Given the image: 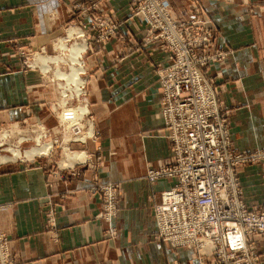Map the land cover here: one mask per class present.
Wrapping results in <instances>:
<instances>
[{
	"label": "crops",
	"instance_id": "obj_1",
	"mask_svg": "<svg viewBox=\"0 0 264 264\" xmlns=\"http://www.w3.org/2000/svg\"><path fill=\"white\" fill-rule=\"evenodd\" d=\"M72 1L0 0L4 129L16 124L5 122L41 118L45 97L56 93L37 70H24L17 52L53 48L71 18ZM83 1L87 9L96 5L97 13L124 20L118 36L88 43L87 101L96 137L80 149L98 147L103 153L95 157L94 168L76 163V174L63 170L66 164L51 168L47 158L53 155L15 163L0 160V225L9 236L11 257L16 264H190L197 255L194 249L174 248L155 238L154 207L173 181L147 177L149 169L171 157L157 80L166 53L158 41H140L146 25L128 16L130 0ZM200 2L216 29L212 48L227 52L208 72L229 111L234 147L239 152L264 148V0ZM189 4L169 0L179 19L192 16ZM43 124L54 132L58 128V123ZM261 175L260 164L240 169L250 205L264 201ZM111 181L119 183L115 237L106 234L102 195L93 190L94 183ZM255 242L264 264V233Z\"/></svg>",
	"mask_w": 264,
	"mask_h": 264
},
{
	"label": "built area",
	"instance_id": "obj_2",
	"mask_svg": "<svg viewBox=\"0 0 264 264\" xmlns=\"http://www.w3.org/2000/svg\"><path fill=\"white\" fill-rule=\"evenodd\" d=\"M189 7L190 21L177 18L169 0H130L128 16L146 25L144 39L161 41V48L168 52L158 69V83L171 157L162 166L151 168L147 177L153 182L171 179L173 184L162 191L154 207L155 238L174 248L194 249L197 255L190 264H263L255 237L264 233V201L255 205L246 201L240 169L260 164L264 186V148L235 149L229 111L207 78L206 69L223 59L208 51L215 42V27L200 9L199 0H191ZM83 8L90 13L96 5ZM123 21L101 14L86 32H92L90 39L105 43L119 35ZM85 74L83 70L82 78ZM63 170L77 173L75 167ZM104 201L101 215L108 235L115 237L119 210L115 191ZM2 207L0 203V212ZM8 243L9 236L0 225V264H16Z\"/></svg>",
	"mask_w": 264,
	"mask_h": 264
},
{
	"label": "rangeland",
	"instance_id": "obj_3",
	"mask_svg": "<svg viewBox=\"0 0 264 264\" xmlns=\"http://www.w3.org/2000/svg\"><path fill=\"white\" fill-rule=\"evenodd\" d=\"M83 4L85 5V1L83 0L72 1L71 18L68 20V23L64 25V28L58 33L53 48L48 50L42 48L43 50L42 49L38 50L37 53L26 52L25 50H19L17 52V54L23 58V67L25 68L23 69L25 71L27 69L37 70L40 76L42 77V79L44 80V84L48 88L50 87L51 91H54V93L55 92L56 93L54 95L52 94L53 96L45 97V99L47 100L46 101L47 104H45V107L43 108L41 118L39 119L31 118L28 120L25 119L21 121L16 120L12 122H5V123H16L14 126H10V127L5 126V129L4 127H2L3 125L0 126V128H3L2 130H0V139L2 140V141L0 140V143H3V145L0 146V158L4 159L3 158L4 156H12L14 152H12L11 148L20 149V147H22V149H20L21 155L27 157L28 155H26V152L31 151V149H33L35 146L36 147L39 146V148H44L47 147L48 145H50L51 147V149L48 150V154H41V155L42 156L53 155L52 158L49 157L47 158L51 160V164L53 165L51 168L53 169H58L60 167V163H61L60 161L64 157V148H63L64 146L69 147L71 150H77V151L86 150L85 151L86 159L85 161L82 162H87L86 165L93 168L96 165L94 162H92L95 161L94 160L95 157L99 155L101 158L102 150L98 147L93 149L91 148L85 149L86 147L84 149H80L82 144L84 146H87L88 142L96 137L95 125H93L95 122L91 118L92 116H91L90 108H89L90 112L83 116H79L81 112L79 108L84 103L85 104L87 103V105L89 104V102L87 101L88 75H87L86 62L88 58L87 53L89 50V44H90L89 41L92 36V32H88V31L86 32V27L88 28L91 24L97 23L98 18L101 15V13L96 15L97 12L93 10H91L90 13H87L86 10L83 8L84 7ZM192 19H193V15L190 16L188 19H180V20L190 21ZM122 20L123 19L120 18V21ZM72 26L77 27L78 29H81L83 31V37L87 43V48L83 53V57H81L80 55L77 58L78 60L79 59L81 60V65L83 66V70H86L85 79L87 81L85 84V89H83L84 92L82 94H77L76 90H74L75 86H73L71 82L67 81L66 79H63L64 77H62L61 74H59V72L67 73V74L71 72V65L73 61H72V57L70 56V51L68 49V46H72L75 42L77 41L79 42L81 40V38H72L69 40L66 39L67 29ZM212 26L214 27L213 24ZM214 31L216 37V29ZM84 32H86L85 36H84ZM145 35L146 34L143 35L140 41L144 44H148L147 40L144 39ZM159 42L162 44L161 41ZM99 43H103V42L99 41ZM62 44L65 46H63ZM164 51L168 57V52L166 50ZM208 51L211 55L218 53V60L222 58L223 59L215 62L213 65H210L206 69L207 73H209L208 69L210 67H214L218 63L224 61L227 55L226 49L224 48L213 49L211 47V49H208ZM40 56L50 57V59L42 61L41 59H39ZM54 60H57V62H55ZM45 67L48 68L46 69ZM207 75H208L207 76L208 80H210V82L214 86V89L217 92V95L220 99L214 75L210 73ZM20 123H25V124H20ZM43 123H58V128L54 132L51 131V129L45 127ZM91 124L93 125V134L91 136H87L88 138L84 137L85 139H81L82 135L86 133L87 128ZM4 136H5V140H3ZM24 138H28V139L25 140ZM12 144H14V146H12ZM23 149L26 150L23 151ZM91 157L92 159L90 160ZM21 158H16V159L7 158L4 160L5 162L13 161V163H15ZM165 162L166 161H164L163 164ZM76 163H80V162H75L73 165H71V167L72 166L74 167ZM111 186H114L115 188L112 187L110 190L106 191L107 188ZM118 187H119V183L114 181L106 182V183H94L93 190L96 189L95 191H99L102 195V199H103L102 212L105 203L104 200L109 199L110 192L115 191V194L117 195V199H118L119 197ZM106 234L107 236H109L107 233V229H106Z\"/></svg>",
	"mask_w": 264,
	"mask_h": 264
},
{
	"label": "bare ground",
	"instance_id": "obj_4",
	"mask_svg": "<svg viewBox=\"0 0 264 264\" xmlns=\"http://www.w3.org/2000/svg\"><path fill=\"white\" fill-rule=\"evenodd\" d=\"M72 38H81V40L78 42H75L72 46H68V49L70 51V56L72 57V65H71V72L70 73H60L62 77H64L63 79H66L69 82H74L75 83V90L77 94H82L84 92L83 89L85 88H81L82 84H86V79L82 78L81 76V72L83 71V66L81 65V60L77 59L80 55L81 57H83V53L87 48V43L86 40L83 37V31L81 29H78L77 27H69L67 29V36L66 39H72ZM69 44V42H68ZM63 45V44H62ZM65 46V45H63ZM67 49V50H68ZM39 59L43 60H49L50 57H45V56H40ZM55 62H57V60H54ZM46 69L48 67H45ZM80 109V114L79 116H83L85 114H88L90 112L89 110V106L87 105V103L82 104ZM93 124V123H92ZM89 125V127L87 128V131L85 134L82 135L81 139H85L88 138L87 136H91L93 134V125ZM85 137V138H84ZM80 138V137H79ZM64 157L63 159L60 161L61 164H66V165H73L75 162H82L85 161L86 159V154L84 150H71L69 147L64 146ZM51 149L50 145H48L47 147L44 148H39L38 147H34L33 149H31V151H27L26 156L21 155V150L19 148L14 149L11 148L12 152H14V154L12 156H4V159H16V158H21L23 159V157L28 158L29 160H31L33 158L34 155H39V154H48V150ZM23 154V153H22Z\"/></svg>",
	"mask_w": 264,
	"mask_h": 264
}]
</instances>
